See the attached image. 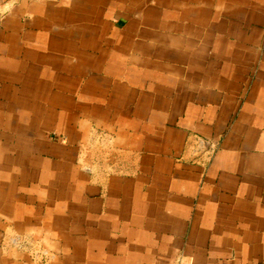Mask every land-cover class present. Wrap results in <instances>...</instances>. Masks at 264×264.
<instances>
[{
  "label": "crops",
  "instance_id": "obj_1",
  "mask_svg": "<svg viewBox=\"0 0 264 264\" xmlns=\"http://www.w3.org/2000/svg\"><path fill=\"white\" fill-rule=\"evenodd\" d=\"M10 235L48 264H264V0H16L0 264H44Z\"/></svg>",
  "mask_w": 264,
  "mask_h": 264
},
{
  "label": "built area",
  "instance_id": "obj_2",
  "mask_svg": "<svg viewBox=\"0 0 264 264\" xmlns=\"http://www.w3.org/2000/svg\"><path fill=\"white\" fill-rule=\"evenodd\" d=\"M215 153L214 145L204 139H195L185 154V161L190 165L205 167L210 164ZM2 249L30 257L35 263H44L52 259L50 253L41 248L40 243L31 236L10 235L3 239Z\"/></svg>",
  "mask_w": 264,
  "mask_h": 264
},
{
  "label": "clouds",
  "instance_id": "obj_3",
  "mask_svg": "<svg viewBox=\"0 0 264 264\" xmlns=\"http://www.w3.org/2000/svg\"><path fill=\"white\" fill-rule=\"evenodd\" d=\"M16 4V0H8L0 7V18H3L6 14H9Z\"/></svg>",
  "mask_w": 264,
  "mask_h": 264
},
{
  "label": "rangeland",
  "instance_id": "obj_4",
  "mask_svg": "<svg viewBox=\"0 0 264 264\" xmlns=\"http://www.w3.org/2000/svg\"><path fill=\"white\" fill-rule=\"evenodd\" d=\"M4 250V249H3ZM8 252H11V251H8ZM13 252V251H12ZM14 253V252H13Z\"/></svg>",
  "mask_w": 264,
  "mask_h": 264
}]
</instances>
